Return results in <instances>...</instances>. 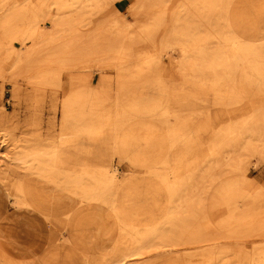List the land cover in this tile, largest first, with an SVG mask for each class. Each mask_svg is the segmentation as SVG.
<instances>
[{
    "label": "bare ground",
    "instance_id": "bare-ground-1",
    "mask_svg": "<svg viewBox=\"0 0 264 264\" xmlns=\"http://www.w3.org/2000/svg\"><path fill=\"white\" fill-rule=\"evenodd\" d=\"M116 1L39 0L36 9L32 0H0V66L14 56V72H30L33 84L58 88L62 71L90 55H108L119 83L113 92L102 80L95 90L71 77L70 85L78 88L62 105L57 141L36 135L26 140L28 150L17 157L26 175L9 187L0 183V216L28 227L38 214L49 224L66 221L71 230H82L72 235L74 247L97 251L106 264H134L131 258L153 251L158 255L135 264H230L233 251L214 246L219 239L205 235L212 227L204 194L213 191L210 207L227 214L216 232L264 235V189L252 192L256 183L249 174L251 158L264 156V108L234 115L224 126L214 125L220 115L206 114L204 124L196 125L200 114L170 109L168 87L180 76L222 107L263 97L264 0H181L177 6L172 0H141L132 5L135 23L117 10L111 29L100 28L92 42H82L89 39L79 26L93 10ZM47 22L53 23L51 31L42 26ZM161 26L163 47L172 51L167 66L161 57L135 54L130 45L150 39ZM15 35L22 47L14 46ZM137 83L152 94L136 91ZM85 142L93 149H81ZM115 157L131 164L130 175H121ZM223 171L235 176L223 179ZM184 243L199 249L178 253L174 247ZM171 254L179 255L170 261L165 256ZM239 258L264 264L263 251Z\"/></svg>",
    "mask_w": 264,
    "mask_h": 264
},
{
    "label": "rangeland",
    "instance_id": "rangeland-1",
    "mask_svg": "<svg viewBox=\"0 0 264 264\" xmlns=\"http://www.w3.org/2000/svg\"><path fill=\"white\" fill-rule=\"evenodd\" d=\"M25 2V0H22ZM141 0H119L113 5L104 6L100 10H93L86 25H80V35L89 39L98 29H111L115 18L116 11L120 18L126 19L129 23H135L132 5L136 6ZM238 0H234L236 3ZM181 0H172V6H177ZM36 9L39 8V0H32ZM47 8L44 9L46 12ZM54 14V13H52ZM127 15V16H126ZM132 20V21H131ZM48 31L53 29V23L47 22L42 25ZM165 27L161 26L156 33L140 42L130 43L132 51L135 54H147L161 57L165 66L172 53L171 49L163 47ZM14 46L22 47V38L15 35L12 38ZM92 42V40H82V42ZM19 46V47H18ZM15 57H11L5 64L0 66V141L6 140L5 145L1 147L0 153V183L4 186H12L16 179L23 178L26 175L25 169L17 157L19 154L28 150L23 148L26 146V140L33 135L38 136L44 141L58 139L60 124L62 121V105L66 98L78 86H71L70 79H85L83 86L89 89H101V81L104 80L110 85L113 92L119 88L118 71L116 66L110 60L108 55L100 59L97 55H90L78 63L72 70H64L61 73V86H38L31 82L30 72L17 73L13 71ZM130 69H135L130 66ZM153 75H148L146 79L151 80ZM142 83H137L136 91L143 90L148 94H152L153 89L142 88ZM198 88L195 86H187L183 83L180 76H176L169 80L168 92L170 94V109L182 116H188L196 112L198 119H195L196 125H203L205 115L211 114L219 116V120L214 124L216 126H224L230 122V118L237 115L238 117L252 113L257 107L264 108V96L261 98L244 99L237 105L218 106L214 104L211 96H200L196 94ZM193 94L196 96L193 97ZM197 116V115H196ZM174 119H172V123ZM167 129V128H166ZM81 148L93 149L90 142L82 144ZM114 166L122 173V176L131 174L132 166L127 161H121L118 157L113 158ZM251 180L256 183L251 191H255L256 186L264 189V156L256 155L251 158L249 167ZM148 169V167H144ZM6 172H5V171ZM155 172L147 173L152 176ZM222 178L226 179L235 176L233 173L223 171ZM32 182L36 180L35 175L31 177ZM212 187H215L213 184ZM213 191L205 192L203 211L208 216L212 230L206 231L205 235L219 239L214 246L226 247L232 250L230 252L228 263L244 264L245 260L239 256L250 257L258 252H264V235L250 236H232L224 235L216 232L215 228L227 214L223 211V207L212 210L211 202ZM207 203V204H206ZM8 204V205H7ZM6 210L10 216L15 218L16 209L12 202H7ZM79 209L84 210L86 206L82 203L78 205ZM33 221L32 226L20 225L19 223H11L5 221L0 216V264L8 258L13 264H106L102 254L95 250L76 249L73 244L72 235L82 233L80 228L71 230L67 226L66 221L49 224L46 218L38 214ZM210 231V232H209ZM52 244V245H51ZM202 246V244H200ZM198 244L184 243L175 246L174 249L178 253L196 252ZM89 249V248H87ZM50 250V251H49ZM87 251V252H86ZM153 258L158 254L153 251L151 254H145L144 257H133L129 263L144 262ZM179 254H171L165 256L170 261L176 259ZM103 257V258H102ZM152 259V258H151ZM227 260L221 261L219 264H225ZM154 264H163L157 261ZM165 264H174L166 262Z\"/></svg>",
    "mask_w": 264,
    "mask_h": 264
}]
</instances>
